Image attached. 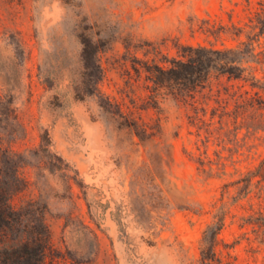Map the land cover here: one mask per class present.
Returning <instances> with one entry per match:
<instances>
[{
  "label": "rangeland",
  "instance_id": "374dc122",
  "mask_svg": "<svg viewBox=\"0 0 264 264\" xmlns=\"http://www.w3.org/2000/svg\"><path fill=\"white\" fill-rule=\"evenodd\" d=\"M263 2L0 0V99L18 114L0 105V144L26 132L14 151L62 160L30 158L13 199L46 207L47 264H201L219 212L218 264H264L259 90L213 77L195 102L156 98L144 70L181 46L251 44L264 86Z\"/></svg>",
  "mask_w": 264,
  "mask_h": 264
},
{
  "label": "trees",
  "instance_id": "16d2710c",
  "mask_svg": "<svg viewBox=\"0 0 264 264\" xmlns=\"http://www.w3.org/2000/svg\"><path fill=\"white\" fill-rule=\"evenodd\" d=\"M260 5L261 12L257 14V27L260 26L258 36L264 34V2ZM255 51L251 44H243L241 48L229 50L181 46L178 58L172 59L169 67L145 64L144 70L153 85V96L158 98L161 94L168 93L185 103L195 102L197 96L208 88L213 77H226L228 80L250 83L253 89L259 90L256 93L259 102L252 108L260 111L264 110V100L261 96V93L264 94V86H258L259 82L255 77L246 74L247 69L244 67L259 56ZM258 62L263 64V60L258 59ZM0 105L9 110L14 116V121L18 122L13 100L0 99ZM11 135V144L6 147L0 144V264H47L52 235L46 220V207L35 200L16 207L13 199L27 188V182L20 172L29 165L30 158H37L40 153H44L50 160H62L44 148L29 151L28 154L16 152L12 145L24 138L26 132L21 138L17 132H12ZM248 182H251V179ZM224 219L219 212L215 216V222L203 233L200 244L201 264L219 263L216 248L221 242Z\"/></svg>",
  "mask_w": 264,
  "mask_h": 264
}]
</instances>
